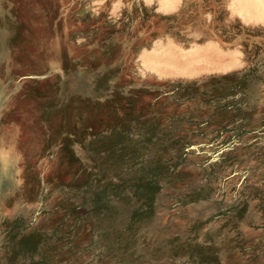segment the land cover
Listing matches in <instances>:
<instances>
[{
	"label": "rangeland",
	"instance_id": "rangeland-1",
	"mask_svg": "<svg viewBox=\"0 0 264 264\" xmlns=\"http://www.w3.org/2000/svg\"><path fill=\"white\" fill-rule=\"evenodd\" d=\"M0 264H264V0H0Z\"/></svg>",
	"mask_w": 264,
	"mask_h": 264
},
{
	"label": "bare ground",
	"instance_id": "bare-ground-1",
	"mask_svg": "<svg viewBox=\"0 0 264 264\" xmlns=\"http://www.w3.org/2000/svg\"><path fill=\"white\" fill-rule=\"evenodd\" d=\"M234 2H236V1H234ZM236 4V3H235ZM217 41H219V40H217ZM218 43H220L221 44V42L219 41ZM221 50H223V48L221 49ZM225 50H227V49H225ZM223 52V51H222ZM234 53V52H233ZM242 55V53L240 52V50L237 48L236 50H235V56H237V57H240ZM220 56V55H219ZM236 59V58H235ZM230 66H231V64H229ZM227 65H225V66H223V67H226ZM229 67V66H228ZM219 68V67H218ZM217 68V69H218ZM217 69H216V71H217ZM228 69V68H227ZM219 70V69H218ZM222 70V69H221ZM225 70V69H224ZM3 161V160H2ZM5 164V163H4ZM3 166V165H2ZM1 166V167H2ZM8 168V167H7Z\"/></svg>",
	"mask_w": 264,
	"mask_h": 264
}]
</instances>
